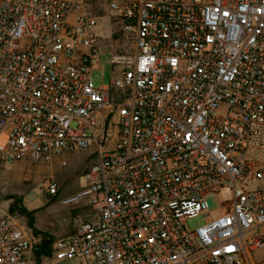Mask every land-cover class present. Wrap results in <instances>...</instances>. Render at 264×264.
<instances>
[{
	"label": "built area",
	"instance_id": "1",
	"mask_svg": "<svg viewBox=\"0 0 264 264\" xmlns=\"http://www.w3.org/2000/svg\"><path fill=\"white\" fill-rule=\"evenodd\" d=\"M91 6L0 0V165L91 153L85 185L59 199L89 213L55 240L53 259L256 264L264 0H108L119 50L99 87L92 73L104 48ZM225 189L231 199L214 208ZM42 190L56 197L59 186L48 178ZM200 216L205 224L190 229ZM35 243L0 209V264H32Z\"/></svg>",
	"mask_w": 264,
	"mask_h": 264
},
{
	"label": "rangeland",
	"instance_id": "2",
	"mask_svg": "<svg viewBox=\"0 0 264 264\" xmlns=\"http://www.w3.org/2000/svg\"><path fill=\"white\" fill-rule=\"evenodd\" d=\"M91 7L94 14L101 18L99 20L100 24L95 28V32L101 37L100 45L104 49L99 56L98 68L92 73L94 86L99 87L101 85H109L111 81L110 60L112 53L110 51L119 50V46L116 41V25L111 24L107 17L108 0H92ZM88 153L89 151H81L75 154H66L56 158L51 165L25 162L15 163L6 167L0 165V209L3 212L8 211L16 198L22 197L26 210L35 212V227L52 237H54V207L57 210L61 209V211L57 212L62 213L60 221L69 220L75 225L79 220L83 219L84 214L89 213V209L83 207H80L81 209L79 207L61 208L54 201L57 199L59 201L61 194H67L85 185V172L88 170L91 161L90 157L88 162H84V158ZM63 161L66 162V165L62 164ZM48 178H54L59 186V192L56 197H49L42 190V183ZM231 197V191L225 189L219 193L218 197H212L211 201L215 208L220 202L228 201ZM53 198L55 200L52 201ZM14 216L18 218L21 224H27L25 217L17 214ZM57 222L59 223V221ZM205 222L206 219L200 216L189 220L187 226L190 229H196L204 225ZM73 225L71 224V229ZM54 239L56 240V237ZM252 259L256 264L264 262V248L253 253ZM31 263L35 264L33 259H31ZM41 264L78 263L74 261L60 262L54 260L52 255L49 259H43Z\"/></svg>",
	"mask_w": 264,
	"mask_h": 264
},
{
	"label": "trees",
	"instance_id": "3",
	"mask_svg": "<svg viewBox=\"0 0 264 264\" xmlns=\"http://www.w3.org/2000/svg\"><path fill=\"white\" fill-rule=\"evenodd\" d=\"M53 200L54 198L52 201ZM8 212L11 215L17 214L27 219L26 225L36 241L33 250L35 264H41L43 259L51 258L53 255L52 247L55 239L48 233L40 231L35 227V212H29L26 210L22 197L16 198V200L10 205Z\"/></svg>",
	"mask_w": 264,
	"mask_h": 264
},
{
	"label": "crops",
	"instance_id": "4",
	"mask_svg": "<svg viewBox=\"0 0 264 264\" xmlns=\"http://www.w3.org/2000/svg\"><path fill=\"white\" fill-rule=\"evenodd\" d=\"M90 157H91V153L89 152L88 155L85 156L84 162L85 163L88 162ZM79 188L77 190L71 191V192H69L67 194H61V196H59V198L70 196V195L76 193L79 190ZM55 202L60 205L58 207L66 208V207L61 206V204L59 203L58 199L55 200L54 203ZM83 208H85V207H83ZM58 211H61V209L57 210L54 207V238L56 237V240L59 239V238L65 237L67 234H69V232L71 231V224L73 225L72 221H69V220H66L65 222L64 221H60L62 213H57ZM87 214H84V215L82 214L83 215V219H85ZM71 216H72V214H71ZM57 221H59V223Z\"/></svg>",
	"mask_w": 264,
	"mask_h": 264
}]
</instances>
